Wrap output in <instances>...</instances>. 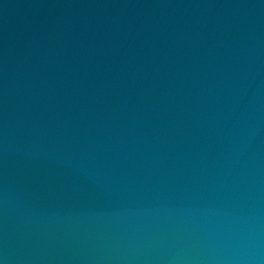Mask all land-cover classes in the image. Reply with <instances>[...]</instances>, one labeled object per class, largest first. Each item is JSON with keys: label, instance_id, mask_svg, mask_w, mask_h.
I'll return each mask as SVG.
<instances>
[{"label": "water", "instance_id": "water-1", "mask_svg": "<svg viewBox=\"0 0 264 264\" xmlns=\"http://www.w3.org/2000/svg\"><path fill=\"white\" fill-rule=\"evenodd\" d=\"M0 264H264V0H0Z\"/></svg>", "mask_w": 264, "mask_h": 264}]
</instances>
